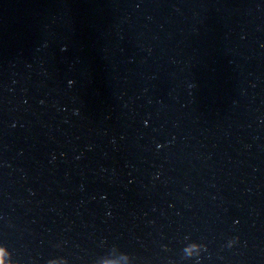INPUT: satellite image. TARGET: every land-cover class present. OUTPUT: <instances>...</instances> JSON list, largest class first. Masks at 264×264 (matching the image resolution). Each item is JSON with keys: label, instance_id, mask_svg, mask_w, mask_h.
<instances>
[{"label": "water", "instance_id": "water-1", "mask_svg": "<svg viewBox=\"0 0 264 264\" xmlns=\"http://www.w3.org/2000/svg\"><path fill=\"white\" fill-rule=\"evenodd\" d=\"M0 247L264 264V0H0Z\"/></svg>", "mask_w": 264, "mask_h": 264}, {"label": "clouds", "instance_id": "clouds-1", "mask_svg": "<svg viewBox=\"0 0 264 264\" xmlns=\"http://www.w3.org/2000/svg\"><path fill=\"white\" fill-rule=\"evenodd\" d=\"M159 147V145H157ZM238 237H232L227 241V246L232 247L236 241L238 240ZM204 249L203 245L200 246H192L186 249V253L190 256H196L199 257L201 250ZM7 253L4 248L0 247V264H8L7 262ZM47 264H67V260L64 258L55 259V260H49L47 261ZM105 264H109V262H105Z\"/></svg>", "mask_w": 264, "mask_h": 264}]
</instances>
